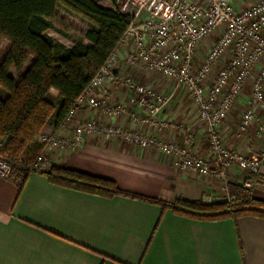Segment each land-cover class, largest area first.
I'll use <instances>...</instances> for the list:
<instances>
[{
  "label": "crops",
  "instance_id": "crops-1",
  "mask_svg": "<svg viewBox=\"0 0 264 264\" xmlns=\"http://www.w3.org/2000/svg\"><path fill=\"white\" fill-rule=\"evenodd\" d=\"M103 1L102 6L112 7L109 0ZM116 63L125 74L167 96L158 118L174 125L158 129L146 124L148 109L135 103L133 92L111 86L106 94L112 102L124 105L121 114L106 117L78 104L72 123L55 132L69 134L73 124L84 119L106 120L180 143L191 131L193 152L212 161L205 126L185 87L174 88L172 81L160 80L157 73L130 68L123 52ZM14 69H10L12 75ZM0 94L7 95V91L0 87ZM51 95L56 97L57 92ZM236 127L231 119L222 123L224 142L253 156L263 138L250 131L249 139L237 138ZM47 129L54 131L53 123ZM48 158L53 165L109 178L124 190L166 201L182 198L211 203L227 196L224 183L214 175L182 169L175 157L118 139L88 136L77 151L52 148ZM244 180L245 172L233 166L229 183L242 185ZM18 185L13 178L0 176V264H264V218L191 219L139 199L106 198L58 186L37 170L29 173L21 190ZM252 195L264 200V188H253Z\"/></svg>",
  "mask_w": 264,
  "mask_h": 264
},
{
  "label": "built area",
  "instance_id": "built-area-1",
  "mask_svg": "<svg viewBox=\"0 0 264 264\" xmlns=\"http://www.w3.org/2000/svg\"><path fill=\"white\" fill-rule=\"evenodd\" d=\"M121 10L131 15V24L106 63L85 87L77 105L65 117L64 124L72 123L78 104L97 109L106 117L121 114L124 105L112 102L106 94L107 88L120 86L133 92L138 106L148 109V118L143 122L158 129L174 125L158 118L168 102L167 96L148 84L136 81L118 67L116 61L123 52V60L130 68L158 73L186 88L205 126L212 161L193 152L195 136L191 131L180 143L165 141L106 120L84 119L73 124L69 134L43 129L35 141L43 145V150L34 162V169H49L50 165L47 169L45 166L52 148L77 151L88 136H98L156 149L177 158L182 169L203 176L214 175L224 183L223 190L227 196L223 200H229L230 172L235 165L245 172V187H264L262 177L255 178L261 173L264 159V64L252 83L249 108L239 125V130L245 131L255 120L258 121L255 134L263 138L260 154L247 156L233 150L225 144L220 133V127L241 95L247 78L255 65L264 59V0H122ZM214 31L220 32V37L201 67L194 71L199 49ZM230 49L233 51L231 58L207 88L203 81ZM220 96V105L215 109L213 106ZM211 162H214V167ZM13 172L12 165L0 155V176L10 179Z\"/></svg>",
  "mask_w": 264,
  "mask_h": 264
},
{
  "label": "trees",
  "instance_id": "trees-1",
  "mask_svg": "<svg viewBox=\"0 0 264 264\" xmlns=\"http://www.w3.org/2000/svg\"><path fill=\"white\" fill-rule=\"evenodd\" d=\"M109 1L112 7L96 0H0V36L10 43L0 61V87L7 91V95L0 94V155L12 165L11 178L18 181L20 190L29 173L36 171L31 162L43 150V145L35 142L38 134L51 123L54 131L63 126L65 117L131 24V15L121 10L122 0ZM59 4L90 24L82 32L83 39L72 46L49 34ZM12 67L17 76L11 74ZM53 90L56 97L51 95ZM41 172L58 186L106 198L139 199L191 219L264 218V200L253 197L252 189L244 185L229 184V200L166 201L124 190L112 179L63 166L52 164Z\"/></svg>",
  "mask_w": 264,
  "mask_h": 264
},
{
  "label": "rangeland",
  "instance_id": "rangeland-1",
  "mask_svg": "<svg viewBox=\"0 0 264 264\" xmlns=\"http://www.w3.org/2000/svg\"><path fill=\"white\" fill-rule=\"evenodd\" d=\"M96 1L100 5H104V3H105L103 0H96ZM56 12H57V16H56V18L53 19V28L49 30V34L52 35L59 42L65 44L66 46H72L74 41L79 40V39H83L82 32H84V31L89 29V27H90L89 21L86 20L85 18H83L78 13H75V12L67 10L63 5H60V4L57 6ZM219 37H220V32L214 31L213 33L210 34V36L208 37L207 41L200 47V49H202V47H204L205 50L200 51V49H199V52H198L197 57H196V62L194 64V71L198 70L201 67L203 61L205 60L206 56L210 53V51L214 47V45L216 44V42L219 39ZM9 49H10L9 41L4 39V38H2L0 36V61L4 57V55L7 53V51ZM232 52H233L232 49L228 50L222 56L221 60L216 65H214L212 67L208 77L203 81L204 85L207 88H209L213 84V82H214L219 70L224 65L227 64L228 60L232 56ZM199 58H200V60H199ZM29 63L30 62H28L26 64V66H28ZM263 64H264V59H261L255 65L254 70L251 72V74L249 75V77L247 78V80H246V82L244 84V87H243V89L241 91V95L239 97H237L232 109L228 112V115H227L226 119L223 121V123H224V122L228 121L229 119H231V120H233L236 123V125H237L236 133L238 135L237 138L249 139L250 138V135H249L250 133H248L249 131L253 132L254 136L257 138V136L255 134V127H256V125L258 123L257 120H255L249 126V128L247 130H245V131H240L239 130V125L241 123V120H242V117H243L244 113L249 108V104H250V101H251V95H252V83L255 80V78L257 77V75H258L260 69L262 68ZM12 72H13L14 76H17V71L15 69ZM148 73H152V72H148ZM158 75H160V74H158ZM160 76L162 77V78H160V80L172 81L174 83V88H177L178 83L175 80L166 78V77H164L162 75H160ZM141 83L148 84L149 86L153 87L152 84H149L147 82L141 81ZM180 88H182V86H180ZM185 91H186L185 92L186 95L190 96V98L192 100V97H191L190 93L187 90H185ZM221 99L222 98L220 96L219 99L217 100V102L214 104L213 107L215 109L220 105ZM262 144H263V140L258 145V147H257V149H256V151L254 153V156H257V155L260 154V148H261ZM228 147H230V146H228ZM230 148H232L233 150H236L237 152H239L233 146L230 147ZM244 155H246V154H244ZM247 156H250V155H247ZM35 160H33L31 162L33 167H34ZM51 164H52V162L48 158L47 159V166H45V168L48 167L49 165L51 166ZM259 177H262V179L264 180V175L262 173H259V175L256 176L255 178H259ZM256 187L264 188V187H261L259 185H255L254 186V188H256Z\"/></svg>",
  "mask_w": 264,
  "mask_h": 264
}]
</instances>
